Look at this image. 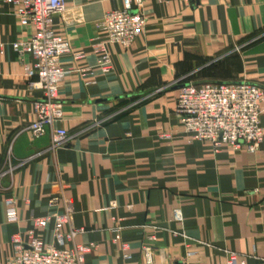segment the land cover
Instances as JSON below:
<instances>
[{
	"label": "crops",
	"instance_id": "0c3cea01",
	"mask_svg": "<svg viewBox=\"0 0 264 264\" xmlns=\"http://www.w3.org/2000/svg\"><path fill=\"white\" fill-rule=\"evenodd\" d=\"M119 6L65 0L54 17V30L84 55L60 58L70 73L58 90L63 117L54 127L67 132L59 142L27 129L42 92L23 73L32 58L11 44L32 30L0 8V264L14 254V235L25 241L32 230L51 243L52 221L43 229L34 221L61 214L67 199L73 213L65 230L81 232L66 246L92 245L82 264H174L185 244L191 261L203 264H224L227 252L264 258V144L255 153L215 151L190 140L174 113L183 79L264 89V0H149L142 33L129 48L109 45L112 69L103 74L93 45L105 38L104 14Z\"/></svg>",
	"mask_w": 264,
	"mask_h": 264
},
{
	"label": "built area",
	"instance_id": "2783aa9c",
	"mask_svg": "<svg viewBox=\"0 0 264 264\" xmlns=\"http://www.w3.org/2000/svg\"><path fill=\"white\" fill-rule=\"evenodd\" d=\"M147 1L120 0V6L105 13L99 22L98 28L105 38L96 41L93 51L97 67L103 74L112 69L109 45L129 48L142 33ZM181 1L189 3L191 0ZM4 5L10 7L20 26L32 30L28 40L11 44L14 51L32 58V63L23 65V73L27 80H32L29 87L42 92V97L32 103L34 120L27 129L35 138L51 132L57 142L62 141L67 138V132L54 127L63 117L58 90L70 70L61 65L60 58L64 55H71L75 61L84 58L83 53L72 51L67 39L53 27L55 15L64 10L65 0H0V8ZM177 92L174 113L190 140L209 143L215 151L228 146L234 151L244 149L248 153L257 152L264 144V126L260 123L264 112L263 88L245 81L194 84L181 80ZM163 137L168 138L167 135ZM56 200L51 199L49 203L53 205ZM5 204L8 221H17L14 200L7 199ZM114 206L111 203V207ZM72 213V201L67 199L61 214L34 221L40 229L52 221L51 243L44 242L32 230L27 232L25 241L14 235L11 239L14 254L5 264H82L92 245L66 246L81 232L79 229L65 230ZM172 217L174 221H182L179 209L173 211ZM120 249L123 258L128 259L125 253L128 246L121 244ZM143 254L146 263H151V249L143 247ZM194 255L190 245L185 244L184 257L174 264H203L191 261ZM248 258L257 260L254 264H264V258L235 252H227L224 264H248Z\"/></svg>",
	"mask_w": 264,
	"mask_h": 264
},
{
	"label": "trees",
	"instance_id": "16d2710c",
	"mask_svg": "<svg viewBox=\"0 0 264 264\" xmlns=\"http://www.w3.org/2000/svg\"><path fill=\"white\" fill-rule=\"evenodd\" d=\"M186 81H187L186 79H185V80L183 79V81H182V82H186Z\"/></svg>",
	"mask_w": 264,
	"mask_h": 264
}]
</instances>
